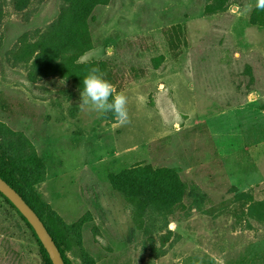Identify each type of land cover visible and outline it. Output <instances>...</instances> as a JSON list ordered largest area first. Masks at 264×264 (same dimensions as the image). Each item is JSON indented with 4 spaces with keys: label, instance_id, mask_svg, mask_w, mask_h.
<instances>
[{
    "label": "rangeland",
    "instance_id": "obj_1",
    "mask_svg": "<svg viewBox=\"0 0 264 264\" xmlns=\"http://www.w3.org/2000/svg\"><path fill=\"white\" fill-rule=\"evenodd\" d=\"M95 1L0 0V84L26 88L47 103L51 118L62 121L80 114L82 79L98 69L115 94L126 97L127 119L120 122L110 111L104 119L84 107L83 127L92 132L99 118L103 127L115 123L120 150L203 115L234 131L264 113V9L257 0ZM66 38L75 43L57 51ZM0 131V157H12L19 174L17 150L23 146L7 129ZM174 147L161 167L149 165L141 149L129 155L131 163L118 155L93 165L83 182L89 210L59 200L57 209L69 211L70 219L90 221L95 214L94 241L110 254L102 264H222L214 259L216 248L205 244L210 220L192 213L187 159L176 139ZM25 151L38 166L32 150ZM132 167L151 171L157 181V169L171 170L169 189L181 182L182 199L151 196L153 182L139 189L140 178L125 191L110 180ZM30 177L39 179V172ZM6 226L0 214V264H47L25 225L16 238L6 237ZM111 239L127 245L116 252ZM75 255L70 253L74 264H82Z\"/></svg>",
    "mask_w": 264,
    "mask_h": 264
},
{
    "label": "crops",
    "instance_id": "obj_2",
    "mask_svg": "<svg viewBox=\"0 0 264 264\" xmlns=\"http://www.w3.org/2000/svg\"><path fill=\"white\" fill-rule=\"evenodd\" d=\"M80 103V114L60 121L51 118L47 103L26 88L0 84V122L23 133L35 147L46 166V177L35 189L66 223L78 217L70 219L69 211L65 209L63 215L56 206L64 198L71 199L77 210L90 209L83 182L93 165L119 156L131 163L129 155L141 149L142 158L161 167L163 156L174 152L176 139L187 159L185 173L208 197L206 209L211 211L204 216L210 220L206 230L211 234L205 244L216 248L214 259L222 264H264V113L234 131L223 130L221 122L203 115L120 150L115 123L103 127L99 118V128L87 132ZM180 116L188 117L186 113ZM192 213L204 214L195 209ZM92 215L82 227V244L102 264L110 254L94 241L91 230L98 222ZM110 243L116 252L127 245L112 239ZM68 257L73 261L70 253Z\"/></svg>",
    "mask_w": 264,
    "mask_h": 264
},
{
    "label": "trees",
    "instance_id": "obj_3",
    "mask_svg": "<svg viewBox=\"0 0 264 264\" xmlns=\"http://www.w3.org/2000/svg\"><path fill=\"white\" fill-rule=\"evenodd\" d=\"M107 3V0H96L94 2V4ZM91 9L92 8H90V10H88L83 16L87 17L90 14ZM73 43H75L74 40L66 38V43L58 45L57 51H59L61 47H65ZM2 128L7 129L13 137H17V140L21 142V145L23 147L17 150V153L22 154V157L20 158L21 161H19L18 163V165L20 166L19 174L16 173L13 168V165L16 162L13 164L12 157L8 156V158L4 159L0 157V176L23 196L25 201L35 210V212L41 218L48 231L52 235L54 241L56 242L58 248L60 249L66 264H74L73 261L68 257V253H73V255L78 254L82 264H98L97 261L85 250L82 244V227L87 221L83 218H80L79 220L74 221L70 224L66 223L63 218L47 202H45L41 198L38 191L35 189V185L43 181L46 177V166L41 160V158L38 156L35 147L31 143V141L23 133L13 131L5 123L0 122V130H2ZM0 139H2L1 136ZM26 149L32 150L33 160L36 161V165L38 166H34L31 163V155L24 156L28 153V151H25ZM149 165L153 166L151 163H149ZM36 171L39 172V179L36 180L35 178L34 180H32L30 175H33ZM155 173L159 174L157 175L158 181L156 180L154 173H151V171L147 170L141 172L138 167H132L130 169L123 170L116 175L111 174L110 180L113 183L120 182V188L125 191L126 187L128 186V184H130V182L136 181L138 180V178H140L135 183L137 184L135 185V187L138 186L137 188L143 189L145 184L153 182V188H155V191L151 193V196H158V194L163 193L168 195L171 194L178 197L180 201L184 194V185L181 182L176 181L177 185L174 184L169 189L168 184L170 182H174V176L173 174H171V170L160 168L157 169ZM191 190H194L192 191L193 193L191 192L190 194L191 197L194 198L192 204H194L195 206L192 207V212L194 209L204 214H206L208 211H211V209H206L205 206L208 199L206 192L204 193L205 190H203L193 181H191ZM194 192L196 193L194 194ZM0 198V214L3 215L4 221L7 224V233L5 234L6 237L16 238L18 234L22 233V227L23 225H25L26 228L30 230L32 236L35 238L38 245L40 246L44 258L46 259V263L53 264L46 249L44 248L43 244L41 243L40 239L38 238L33 227L27 221V219L14 206V204L1 192ZM11 227H13L14 230L13 234L10 235L9 233ZM96 232L97 230H94L93 236H95V241L97 237L95 235ZM73 243L76 244V246L78 247V251L73 250ZM75 256L77 257V255Z\"/></svg>",
    "mask_w": 264,
    "mask_h": 264
},
{
    "label": "clouds",
    "instance_id": "obj_4",
    "mask_svg": "<svg viewBox=\"0 0 264 264\" xmlns=\"http://www.w3.org/2000/svg\"><path fill=\"white\" fill-rule=\"evenodd\" d=\"M256 7L264 9V0H257ZM80 97L82 108L87 107L89 110L100 113L110 111L120 122L127 119L126 97L123 94H115L111 83L98 69H91L83 77Z\"/></svg>",
    "mask_w": 264,
    "mask_h": 264
},
{
    "label": "water",
    "instance_id": "obj_5",
    "mask_svg": "<svg viewBox=\"0 0 264 264\" xmlns=\"http://www.w3.org/2000/svg\"><path fill=\"white\" fill-rule=\"evenodd\" d=\"M108 50L111 51L112 48L109 47ZM0 192L4 194L14 204V206L31 224L35 233L37 234L44 248L46 249L52 263L66 264L60 249L58 248L56 242L54 241L44 222L41 220L35 210L25 201L23 196L1 176Z\"/></svg>",
    "mask_w": 264,
    "mask_h": 264
}]
</instances>
